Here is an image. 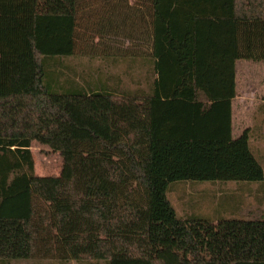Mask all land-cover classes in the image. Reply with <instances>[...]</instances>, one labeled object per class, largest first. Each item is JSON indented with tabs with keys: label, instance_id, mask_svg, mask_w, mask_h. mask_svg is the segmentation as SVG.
I'll return each instance as SVG.
<instances>
[{
	"label": "trees",
	"instance_id": "trees-1",
	"mask_svg": "<svg viewBox=\"0 0 264 264\" xmlns=\"http://www.w3.org/2000/svg\"><path fill=\"white\" fill-rule=\"evenodd\" d=\"M70 56L125 59L142 87L52 92ZM239 59L264 62V0H0V264H264V215L168 197L264 181L257 121L233 135ZM33 140L65 143L68 172L37 175Z\"/></svg>",
	"mask_w": 264,
	"mask_h": 264
},
{
	"label": "rangeland",
	"instance_id": "rangeland-1",
	"mask_svg": "<svg viewBox=\"0 0 264 264\" xmlns=\"http://www.w3.org/2000/svg\"><path fill=\"white\" fill-rule=\"evenodd\" d=\"M59 61L60 65L51 73L50 80L48 81L52 92H69L73 88H84L87 91L107 90L117 85L122 91L135 93L139 87H142V83L137 84L135 82L134 73L132 69H129L125 59L111 60L100 57L73 56L60 58ZM244 61L245 59H243ZM64 66H67L69 70H65ZM62 73L72 79L75 87L66 82L67 80ZM243 74L246 75V73ZM137 76L142 82V72L141 75ZM240 85H242L241 88L246 87L244 77L241 79ZM244 89H246V95L244 96L249 97L253 94V87L250 84ZM239 116L237 114V121ZM234 137H238V135L235 134ZM65 148V143L58 144L55 142L33 140L31 151L35 162V173L40 176L67 173L68 149L66 148V151H64ZM252 148L264 165V155L261 154L262 152L258 153L254 149L253 143ZM170 189L168 197L178 216L181 218L189 216H219L226 213L225 208L231 210L232 206H238L240 199L242 200L240 203L241 210L234 213L235 215L228 212L225 214L227 217L258 218L264 215V203H262L264 202V181L251 184L247 182L237 184L234 181H181L171 184ZM7 264L60 263L48 259H30L13 260ZM67 264L80 263L72 260Z\"/></svg>",
	"mask_w": 264,
	"mask_h": 264
},
{
	"label": "crops",
	"instance_id": "crops-1",
	"mask_svg": "<svg viewBox=\"0 0 264 264\" xmlns=\"http://www.w3.org/2000/svg\"><path fill=\"white\" fill-rule=\"evenodd\" d=\"M240 4L238 3V5ZM221 6H230V4ZM102 59L114 60L113 58ZM241 60L242 62H240ZM64 67L65 70H69L67 66ZM235 70L237 96L233 100V135L239 136L246 128L253 127L254 121H257L260 133L254 136L251 142L256 146L258 152L264 153V62L252 60L243 62V59H239L236 61ZM241 72L246 73V75ZM243 77L245 78V86L250 84L253 87V94L249 97L244 96L246 95V89H244L246 87L241 88L242 85H240ZM71 82L72 86L75 87L72 79ZM114 86L117 87V85ZM237 114L240 115L238 121L236 120Z\"/></svg>",
	"mask_w": 264,
	"mask_h": 264
}]
</instances>
